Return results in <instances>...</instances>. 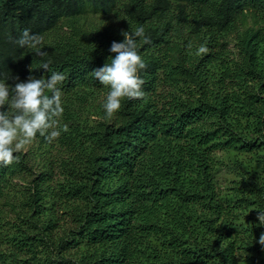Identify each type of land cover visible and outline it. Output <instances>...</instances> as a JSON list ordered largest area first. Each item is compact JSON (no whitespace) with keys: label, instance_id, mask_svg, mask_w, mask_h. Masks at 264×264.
Wrapping results in <instances>:
<instances>
[{"label":"trees","instance_id":"16d2710c","mask_svg":"<svg viewBox=\"0 0 264 264\" xmlns=\"http://www.w3.org/2000/svg\"><path fill=\"white\" fill-rule=\"evenodd\" d=\"M137 26L145 96L106 118L91 70ZM52 71L60 135L0 164V264H264V0H0V80Z\"/></svg>","mask_w":264,"mask_h":264},{"label":"clouds","instance_id":"9594fccd","mask_svg":"<svg viewBox=\"0 0 264 264\" xmlns=\"http://www.w3.org/2000/svg\"><path fill=\"white\" fill-rule=\"evenodd\" d=\"M122 41H112L107 62L91 70V75L108 88L102 105L106 118L112 117L121 108L125 98H143L144 83L139 71L145 67V61L138 50L140 40L146 39L143 26L133 30H122ZM137 38H140L138 40ZM43 37L24 28L17 43L21 47L34 50L37 55H43ZM197 51H207L201 44ZM41 68L48 70L47 62L41 63ZM15 84L0 80V164H11L19 152L37 134L51 139L60 135L57 117L61 116L62 89L60 85L65 80V74L52 71L46 76L36 78L29 76L21 81L17 77ZM50 91V95L46 94ZM6 106V107H5ZM256 223L264 226V208L256 210ZM259 243L264 245V232L260 233Z\"/></svg>","mask_w":264,"mask_h":264},{"label":"rangeland","instance_id":"374dc122","mask_svg":"<svg viewBox=\"0 0 264 264\" xmlns=\"http://www.w3.org/2000/svg\"><path fill=\"white\" fill-rule=\"evenodd\" d=\"M91 114H92V113H90L89 115H90L91 118H92L93 115H91ZM54 154H55V153H54ZM53 156H54V155H49V159H50L52 162H54V163L57 165V167H59V166H58V165H59L58 162H57L56 160H53V159H56V158H54ZM58 173H60V169H58ZM218 179H219V182H220V185H221L222 188H226L227 186H229V185H230V181L232 180V178H231L229 175H227L226 172L220 174L219 177H218Z\"/></svg>","mask_w":264,"mask_h":264}]
</instances>
